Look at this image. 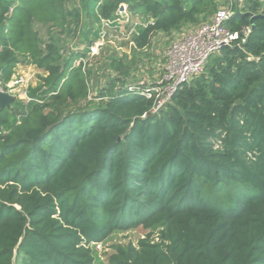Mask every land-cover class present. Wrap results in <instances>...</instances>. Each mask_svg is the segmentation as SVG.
Masks as SVG:
<instances>
[{
	"label": "trees",
	"instance_id": "1",
	"mask_svg": "<svg viewBox=\"0 0 264 264\" xmlns=\"http://www.w3.org/2000/svg\"><path fill=\"white\" fill-rule=\"evenodd\" d=\"M71 1L0 0L1 78L19 63L47 73L33 100L0 108V264H94L91 244L114 229L161 222L158 240L118 246L108 264H264L263 0L232 4L227 25L250 26L247 40L212 54L158 113L152 99L113 88L100 106L70 107L88 98L90 69L35 25L79 21ZM82 2L99 21L122 3L139 10L152 21L134 35L139 47L220 8Z\"/></svg>",
	"mask_w": 264,
	"mask_h": 264
},
{
	"label": "rangeland",
	"instance_id": "2",
	"mask_svg": "<svg viewBox=\"0 0 264 264\" xmlns=\"http://www.w3.org/2000/svg\"><path fill=\"white\" fill-rule=\"evenodd\" d=\"M218 2L220 7L231 8L234 3L243 10L245 6V0H218ZM122 5L126 6L125 10L128 12L119 21V30H122V33L107 30L109 34H106L104 39L100 36V32L103 31L101 22L92 12L85 10L82 0H73L67 5L68 8L79 6L81 19L71 23L65 30L43 24L35 25L42 37L53 36L59 42L64 55L72 51L79 52L81 56L75 64L83 59L87 68L90 69L89 96L82 102H70L71 108L85 104H90L91 107L100 106L108 97L107 91L112 88L116 91L126 89L129 85L147 87L156 84L165 73L170 46L174 42L185 39L214 16V14L201 15L197 22L184 24L180 29L170 32L158 31L153 34L149 45L139 47L134 40V32H129V37L126 35L129 34L128 30L145 18L139 10L133 9L128 3ZM98 42H101L99 52L93 56L90 48L96 46ZM87 48L88 51H86ZM31 67L35 69L33 79L28 76L27 78L30 85L33 83L31 87H37L43 83L41 76H46L47 73L35 66ZM164 226L165 224L161 222L154 226L114 229L103 241L91 244L94 264H108L109 256L118 246H126L129 243L138 245L144 238L158 240L159 232L164 229Z\"/></svg>",
	"mask_w": 264,
	"mask_h": 264
},
{
	"label": "built area",
	"instance_id": "3",
	"mask_svg": "<svg viewBox=\"0 0 264 264\" xmlns=\"http://www.w3.org/2000/svg\"><path fill=\"white\" fill-rule=\"evenodd\" d=\"M121 5L116 12V18H100L103 28V31L100 32L102 39L106 37V34H109L107 30L122 33V30H119V21L128 12L125 10L126 6ZM233 14L232 7H220L209 22L202 24L185 39L174 42L170 46L167 52L165 73L160 81L147 87L129 85L125 90L152 99L151 112H160L171 101L174 93L182 84L203 72L212 54L225 46H232L237 41L245 42L247 40L251 32L250 26H244L240 31H236L227 25ZM151 23V20H140L138 24L136 23L134 27L128 30V33L138 34L139 25L147 27ZM130 33L126 36L129 37ZM99 44L101 42H98L96 46H91L93 56L99 52ZM81 61L84 62L83 59ZM85 67L86 63L84 62ZM30 86L28 78L23 74L13 75L10 80L4 81L0 72V90L16 99L20 98L26 102L33 100L29 95Z\"/></svg>",
	"mask_w": 264,
	"mask_h": 264
},
{
	"label": "crops",
	"instance_id": "4",
	"mask_svg": "<svg viewBox=\"0 0 264 264\" xmlns=\"http://www.w3.org/2000/svg\"><path fill=\"white\" fill-rule=\"evenodd\" d=\"M31 66H35L38 68L37 65L35 64H24V63H19L16 68H15V73L13 75H17V74H23L27 77V73H28V77H30V79H33V72H35V69H33ZM30 70V71H29ZM29 71V72H27ZM27 72V73H26ZM32 77V78H31ZM30 83V82H29ZM31 85H33V83H31Z\"/></svg>",
	"mask_w": 264,
	"mask_h": 264
},
{
	"label": "water",
	"instance_id": "5",
	"mask_svg": "<svg viewBox=\"0 0 264 264\" xmlns=\"http://www.w3.org/2000/svg\"><path fill=\"white\" fill-rule=\"evenodd\" d=\"M16 98L10 94L0 90V108L10 107L11 103L14 102Z\"/></svg>",
	"mask_w": 264,
	"mask_h": 264
}]
</instances>
